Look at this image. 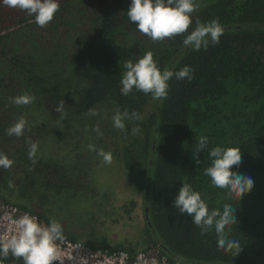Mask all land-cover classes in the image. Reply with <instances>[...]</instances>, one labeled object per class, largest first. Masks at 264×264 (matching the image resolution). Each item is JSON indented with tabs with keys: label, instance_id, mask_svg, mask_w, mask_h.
<instances>
[{
	"label": "trees",
	"instance_id": "obj_1",
	"mask_svg": "<svg viewBox=\"0 0 264 264\" xmlns=\"http://www.w3.org/2000/svg\"><path fill=\"white\" fill-rule=\"evenodd\" d=\"M197 2L189 32L197 19L218 20L224 30L218 45L199 51L183 46L186 34L153 43L128 19L131 0H58L60 8L45 27L0 0V153L14 162L8 170L0 168V203L35 213L44 224L53 217L64 237L77 241L67 233L65 218L82 205L87 208L79 216L85 220L107 210L108 197L96 190L89 172L94 157L88 162L97 154L102 163L98 151L103 149L122 166L111 164L116 175L126 173L127 185L142 194L143 225L138 224L143 233L131 248L100 247L131 254L139 247L156 249L172 264H264V0ZM148 51L161 70L175 73L189 66L193 78L173 76L162 101L135 90L122 95L124 62L135 63ZM21 94L35 101L21 107L11 103ZM62 100L63 118L54 111ZM117 107L143 116L125 122L127 136L113 126ZM89 109L97 115H88ZM21 116L30 130L20 138L8 136ZM97 124L102 137L93 130ZM200 137H207L208 145L196 164L193 151ZM28 139L38 144L35 165L28 158ZM214 147L241 150L242 163L232 170L251 177L254 187L240 201L227 199L226 190L213 188L204 175ZM81 156L85 166L79 165ZM183 182L201 193L210 211L222 212L226 203L235 209L237 222L226 234L239 241L238 256L218 249L214 230L202 234L173 206ZM92 199L98 200L97 210H90ZM135 205L131 201L121 216L130 215ZM114 216L111 222L121 220L116 211ZM99 241L104 244L106 238ZM2 260L23 264L11 255Z\"/></svg>",
	"mask_w": 264,
	"mask_h": 264
},
{
	"label": "clouds",
	"instance_id": "obj_2",
	"mask_svg": "<svg viewBox=\"0 0 264 264\" xmlns=\"http://www.w3.org/2000/svg\"><path fill=\"white\" fill-rule=\"evenodd\" d=\"M3 5L25 12L28 16H34L35 23L40 27L47 26L60 8L58 0H3ZM198 7L197 0H131L127 17L136 25L137 30L148 36L153 43L186 34L183 39L185 48L207 50L209 44L220 43L224 30L218 20L202 23L197 19L195 27L189 32L190 25L193 24L192 14ZM123 67L125 71L120 81L121 94L129 96L135 90L145 95L150 94L154 101L167 99L168 82L173 76L178 80L190 81L193 78V69L189 66L175 73L167 68L161 70L154 60L152 51L144 53L135 63L132 60L125 61ZM34 101L35 97L28 94L11 98V103L18 107L30 105ZM64 103L62 100L54 108L62 118L66 116ZM88 115L95 116L97 112L95 109H89ZM141 120L143 116L138 111H121L119 107L114 110L112 117L113 126L125 136L128 134L125 122L135 123ZM26 129L30 130V127L26 119L21 116L7 129V135L20 138L24 136ZM93 130L102 137L99 124ZM131 132L132 135H136L139 127H132ZM26 143L29 148L28 158L35 165L38 162L36 159L38 144L31 139L26 140ZM207 145L208 138L200 137L193 151L196 164L201 163L199 154L204 152ZM88 149L97 151L92 144L88 145ZM98 156L102 158L103 164L111 165L114 161L113 154L103 149L98 151ZM209 156L211 165L205 169L204 175L210 178L213 188L226 190L227 199L238 198L239 201L252 191L253 179L232 170L239 168L242 163V153L239 148L214 147L209 151ZM13 163L7 155L0 153V168L8 170ZM8 187H14L11 180L8 182ZM173 206L181 215L187 214L191 217L193 224L201 229L202 234L214 230L218 249L236 256L240 254L242 249L239 241L229 239L226 234V231H230V226L237 222L235 209L231 204L226 203L222 212L218 208L210 211L201 193L195 191L189 183L183 182ZM7 219L10 227L0 230V260L7 259L11 255L17 261L22 259L23 264H54V262L63 264L58 242L62 243L65 237L62 225L55 218L50 217L47 224L39 222L37 217L27 213L16 218L9 215Z\"/></svg>",
	"mask_w": 264,
	"mask_h": 264
},
{
	"label": "rangeland",
	"instance_id": "obj_3",
	"mask_svg": "<svg viewBox=\"0 0 264 264\" xmlns=\"http://www.w3.org/2000/svg\"><path fill=\"white\" fill-rule=\"evenodd\" d=\"M78 151V150H77ZM75 152L74 154L78 157L80 155L79 152ZM94 157V158H93ZM91 158V159H90ZM88 160L89 164L93 158L92 163L94 164L91 168V179L95 182L96 190L100 194H106L108 197L107 202H105V207L107 208L106 213L101 216L102 211H96L93 219L87 218L83 219L82 211L87 208V206L82 205L76 210L73 211V217L65 218V221L68 223L67 230L70 235L75 234L78 238L77 241L85 242L88 245H97L103 246L107 245L110 247L122 246L123 248H131L129 246H135L138 239V236H141L143 230L141 226L143 225V211H142V194L136 191L135 187L131 185H127L128 176L124 172H118V175L115 173V166L119 165L117 169H121L122 166L118 163L117 160L114 159L113 164H115L114 168L112 165H107L103 163H98L97 154L91 156ZM79 165L85 166L86 162L82 159V156L78 160ZM112 166V167H111ZM113 171L114 175L111 173ZM87 172V171H86ZM89 181V179H88ZM137 188V185L134 184ZM93 203L91 204L90 210H97L98 200L92 199ZM134 201L136 203L133 211L130 215L128 212L126 216L123 218L121 214L129 209V203ZM124 209L122 206H124ZM90 206V205H89ZM115 211L117 212L118 218L121 220L119 222H111L116 217L114 216ZM140 211V212H139ZM139 212V218L133 222L131 217H135V214ZM101 219H100V218ZM133 222V224L128 225V223ZM63 223H65L63 221ZM126 223V224H125ZM141 223V226L138 224ZM79 233L83 235L84 238L79 236ZM101 237L106 238V243H101L99 240ZM136 237V238H135ZM139 251H143L141 247L137 248ZM156 249H149L145 251H155Z\"/></svg>",
	"mask_w": 264,
	"mask_h": 264
},
{
	"label": "built area",
	"instance_id": "obj_4",
	"mask_svg": "<svg viewBox=\"0 0 264 264\" xmlns=\"http://www.w3.org/2000/svg\"><path fill=\"white\" fill-rule=\"evenodd\" d=\"M25 213L35 216L43 223L39 216L27 210H22L12 203H0V230L10 227L7 217L11 215L16 218ZM44 224V223H43ZM11 235V232L9 233ZM58 247L61 251L63 264H172L164 255L155 251H139L131 254L126 250H110L104 247H92L82 241H74L68 238L60 243ZM0 264H12L0 260ZM59 264V262H54Z\"/></svg>",
	"mask_w": 264,
	"mask_h": 264
}]
</instances>
